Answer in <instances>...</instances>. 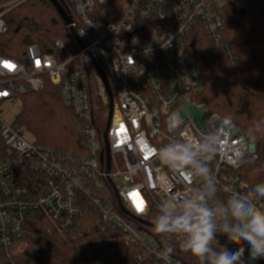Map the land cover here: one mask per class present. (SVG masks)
Here are the masks:
<instances>
[{
  "label": "built area",
  "instance_id": "1",
  "mask_svg": "<svg viewBox=\"0 0 264 264\" xmlns=\"http://www.w3.org/2000/svg\"><path fill=\"white\" fill-rule=\"evenodd\" d=\"M25 1L0 7V35L8 30L5 15ZM66 3L79 39L73 38L74 52L56 40L50 52L32 43L19 59L0 57V258L18 264L26 223L40 211L49 234L75 231L88 214L96 226L120 235L123 246L135 251L136 264L148 259L187 264L170 254L165 259L146 225L165 200L188 198L199 189L207 193V205L219 210L239 193L264 210V199L243 180L244 168L261 158L257 144L234 116H222L196 100L203 78L198 59L189 52L193 36H206L212 58L236 60L224 37L222 6L215 0ZM48 82L59 87L63 105L82 122L84 152L36 144L16 122L4 119V104L42 92ZM106 83L112 95L108 155L107 125L102 130L95 119L100 105L108 104L110 111ZM180 141L215 145L211 159L208 153L200 157L210 169L214 193L204 177L190 175V169L170 170L158 159L157 149ZM140 203L143 211H137ZM226 220L232 222L230 215L216 218V236L226 237L220 230ZM85 264L106 261L92 258Z\"/></svg>",
  "mask_w": 264,
  "mask_h": 264
},
{
  "label": "trees",
  "instance_id": "2",
  "mask_svg": "<svg viewBox=\"0 0 264 264\" xmlns=\"http://www.w3.org/2000/svg\"><path fill=\"white\" fill-rule=\"evenodd\" d=\"M8 1L0 0V6ZM57 1L75 23L66 0ZM222 17L224 37L234 48L236 60L212 58L206 36L202 33L193 36L195 46L189 45V52L198 59L203 78V90L196 100L222 116L235 115L248 139L257 144L260 160L243 170V180L253 190L264 183V0H233L222 7ZM5 21L8 30L0 35V57L19 59L32 43L39 44L44 52H50L56 40L71 50L76 46L49 0H27L9 11ZM19 99L22 110L15 122L32 134L36 144L84 152L83 124L63 105L59 87L48 82L44 91ZM102 106L95 119L104 129L108 117ZM158 214L150 216L148 223L153 224ZM46 224L42 212L30 215L25 226L27 249L17 258L18 264H85L92 258H102L106 264H136L135 251L123 246L120 235L96 226L88 214L83 215L81 226L66 238L47 233ZM154 235L163 250L165 242L174 249L170 255L175 259L199 264L197 258L179 247V236L165 237L156 232ZM214 242L230 250L238 246L247 248L246 244L237 245L227 236H216ZM243 262L260 264V259L252 261L245 251ZM0 264L8 262L1 256ZM142 264H152V261L148 259Z\"/></svg>",
  "mask_w": 264,
  "mask_h": 264
},
{
  "label": "clouds",
  "instance_id": "3",
  "mask_svg": "<svg viewBox=\"0 0 264 264\" xmlns=\"http://www.w3.org/2000/svg\"><path fill=\"white\" fill-rule=\"evenodd\" d=\"M215 145L205 141L194 145L189 142H169L156 150L158 159L170 170L190 169L189 174L204 177L207 187L214 193L210 169L200 157L208 153L206 159L215 155ZM253 193L264 199V183L254 187ZM230 215L220 225V230L229 240L237 245L243 243L247 248L237 247L230 250L221 246L216 251L211 246L216 241V218ZM154 231L157 234L179 236V247L197 258L199 264H243V255L247 251L252 261L264 259V210L256 207L247 195L233 193L219 210L207 205V193L197 189L188 197L165 200L159 208V214L153 218ZM173 248L165 242L164 258L173 252Z\"/></svg>",
  "mask_w": 264,
  "mask_h": 264
},
{
  "label": "rangeland",
  "instance_id": "4",
  "mask_svg": "<svg viewBox=\"0 0 264 264\" xmlns=\"http://www.w3.org/2000/svg\"><path fill=\"white\" fill-rule=\"evenodd\" d=\"M12 1H14V0H10V1H8V2L2 4L1 6L5 5V4H7V3H10V2H12ZM232 1H233V0H215V2H216L218 5L222 6V7H223L224 5H226V4H228V3H231ZM1 6H0V7H1ZM72 51L74 52V51H75V48H73ZM202 90H203V89H202ZM199 94H200V93H198V95H199ZM100 106H101V105H100ZM102 107H104L103 109L106 110V114H107L106 116L108 117V114H109V107H108V104H107V105H104V106H102ZM2 110H3V116H4V119H5L9 124H12L13 122H15L16 117L18 116V114H19V113L21 112V110H22V102H21L20 99H17V100H15V101L11 102V103L4 104V105L2 106ZM227 115H231V114H227ZM231 116H232V115H231ZM233 116H235V115H233ZM235 117H236V116H235ZM236 118H237V117H236ZM104 129H105V127H104ZM104 129H102V130H104ZM22 130H23V132H24V135H25L26 139H28V140H30V141H34V138H33V136H32L31 133H29L25 128H22ZM153 232L155 233V231H153ZM61 237L66 238V235H65V236H61ZM211 246H212L213 249L216 250V251H219V250H220V247H221L219 244H217V242H213V244H212ZM26 249H27V243L25 242V243L22 245V251H21L19 257H20L21 255L24 254V252L26 251ZM260 261H262V260H260ZM262 263L264 264V261H262ZM243 264H246V262H243Z\"/></svg>",
  "mask_w": 264,
  "mask_h": 264
},
{
  "label": "water",
  "instance_id": "5",
  "mask_svg": "<svg viewBox=\"0 0 264 264\" xmlns=\"http://www.w3.org/2000/svg\"><path fill=\"white\" fill-rule=\"evenodd\" d=\"M50 3L53 5V7L55 8V10L57 11V13L59 14L61 20L63 21V23L65 24V26L67 27V29L71 32L72 37L78 42L79 39L76 35V31H75V27L73 25V22L71 20V18L67 15V13L65 12V10L63 9V7L59 4V2L57 0H49ZM195 43L193 42L191 44V48H194ZM106 88H107V92L109 94L110 97V111H109V120L107 123V128L104 134L105 140H106V154L108 155V143H107V133H108V128L110 126V121H111V117H112V95H111V91L110 88L108 86V84L106 83ZM256 144H251L250 145V149L255 152L256 150ZM147 226L154 228L153 224H149L146 223ZM260 264H263L262 261H260Z\"/></svg>",
  "mask_w": 264,
  "mask_h": 264
},
{
  "label": "snow or ice",
  "instance_id": "6",
  "mask_svg": "<svg viewBox=\"0 0 264 264\" xmlns=\"http://www.w3.org/2000/svg\"><path fill=\"white\" fill-rule=\"evenodd\" d=\"M5 67H9V68H12V67H14L13 65H11V64H5ZM144 148H147V145H144L143 146ZM151 153H152V150H148V153L146 154V156H145V159H147L148 158V156H150L151 155ZM134 203H135V201H134ZM136 207H137V211H143V205H142V203H140V204H136Z\"/></svg>",
  "mask_w": 264,
  "mask_h": 264
}]
</instances>
